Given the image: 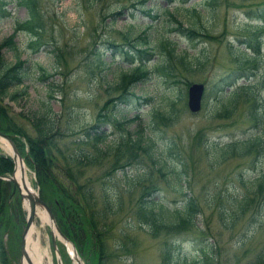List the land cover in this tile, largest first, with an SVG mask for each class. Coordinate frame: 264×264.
<instances>
[{"label": "rangeland", "instance_id": "obj_1", "mask_svg": "<svg viewBox=\"0 0 264 264\" xmlns=\"http://www.w3.org/2000/svg\"><path fill=\"white\" fill-rule=\"evenodd\" d=\"M131 1L36 0L37 23H41L42 31L38 42L27 46L32 32L26 29L13 32L14 21L24 19L27 9L16 0H10L7 5L10 16L0 21V42L14 33L12 40L22 51L20 58L31 65L34 80L25 82L29 83L25 94L17 95L16 100L4 97V103L11 112H24L29 116L31 111L43 109L42 101L50 104L54 113L50 133L55 132V145L48 155L57 167V180H64L66 184L68 174L64 169L71 168L78 183L88 186L93 201L90 210L95 213L103 209L104 192H111L118 198L116 213H109L106 220L110 232L105 237L104 253L109 257L103 258V264H167L169 258H174L176 264H193L196 260L193 261L191 255L205 246L212 248L214 257L205 259L200 254L204 263L261 264L264 204L260 196H254L247 185L242 184L241 178L253 180L260 172L264 173V153L259 155L254 145L244 154H230L222 159L208 142L250 139L251 133L264 129L259 119L256 122L250 117L252 104L241 93L243 84L255 83L256 92L261 95L257 105L264 112V87L259 79L261 65L252 62L250 57L248 63L242 60L245 51L254 53L248 36L256 34L255 24H264V0H147V5L155 1L159 5L156 17L151 20L138 10H134L135 17H131ZM193 7L198 14L192 12ZM167 9L173 15H168ZM126 20L144 24L145 28L139 33L143 34L144 30L150 43H157L162 35H168L178 44L173 50L175 54H169V61L160 69L155 65L162 57L160 53L145 60L146 75L131 86L137 96L125 104L119 98L125 91L113 89V86L122 70L140 61L133 62L122 52L115 53L106 42H124L122 32L127 26ZM192 22L195 24H190ZM191 27L196 31L188 33ZM260 37L257 46L260 52L256 55L259 60L264 59V32H260ZM10 46L8 42L0 48L9 63L14 56ZM183 50L188 54L187 59L190 56L193 62H199L192 66L184 64L177 58V53H184ZM253 67L257 75L251 74ZM193 82L204 86L198 111H190L186 103L187 86ZM229 90L237 91L235 106L225 111H230L228 114L218 115L217 99L226 96ZM34 121L38 124L36 119ZM22 124L30 134H36L37 125L31 120L22 119ZM138 129L146 134L148 141H153V150L159 156V163L164 165L162 173L141 148L133 150L128 157L114 147L105 146L99 150L82 142L102 134L107 137L104 140L102 136L103 144L110 145L119 141V135L135 137ZM77 140L76 145L74 141ZM77 146L90 152L87 163L71 161L70 154L78 150ZM98 146L103 147L102 144ZM16 149L23 158L31 188L53 216L57 207H53L51 199L47 200L44 195L35 164L26 162L28 148L23 152ZM0 154L12 159L10 148L7 150L2 139ZM139 172H145L147 179L140 180ZM3 190H6L5 195L9 193L3 196L9 220L1 229L0 247L7 264H22L21 236L29 211L12 183ZM235 196H247L245 207H237L239 200L231 198ZM157 197L172 207L186 204L189 198L188 201L196 205L191 223L176 224L172 228L157 226L151 231L149 220L145 218L146 208L152 207V200ZM48 219L43 222L35 213L29 225L33 224L39 240L49 249L51 264H58V261L75 264L61 234ZM52 219L57 225L54 216ZM96 230L102 232L104 229ZM54 232L61 237H54L55 250L51 244ZM73 237L83 264L93 261L99 264V259H94L92 254L98 241L86 235L80 244ZM88 241L91 242L87 245Z\"/></svg>", "mask_w": 264, "mask_h": 264}, {"label": "trees", "instance_id": "obj_2", "mask_svg": "<svg viewBox=\"0 0 264 264\" xmlns=\"http://www.w3.org/2000/svg\"><path fill=\"white\" fill-rule=\"evenodd\" d=\"M9 1L10 0H0V21L10 16V12L7 8ZM16 1L26 7L27 16L24 19H16L14 21L13 32L18 29L29 30L32 32V34L31 38L27 41V46L31 45L32 43H37L38 35L42 31V26L41 23H37V19H39V16L38 8L35 4L36 0ZM146 1L147 0H132L131 8L129 9L130 16L135 17L134 10H138L139 12L145 14L149 18V20L156 17V14L158 13V8L156 7H159V5L156 3L157 1L151 3L150 5H147ZM167 1L169 2L172 0ZM198 2L202 1L200 0ZM152 10H155V12L153 13ZM166 12L170 13L168 15H173L170 9H167ZM192 12H195L197 14L199 13L196 7H193ZM258 15L263 16V13H259ZM179 17H181V13L179 14ZM174 19L178 22L182 21L180 19ZM125 23L127 24V26L124 28L125 31L122 32L124 42L113 43L111 41L108 43L106 42V44H108L107 46L114 48L115 53L122 52L123 54H125V57L130 61H140V63L138 62L139 64L137 63L129 67L132 68L133 71L135 70L134 72H129V68L122 70L119 75L121 76L120 79L115 82V85L113 86V89H120L121 91H125V94L122 93V95H119V98H121V100L126 104V102L129 103L130 100L132 101L133 98L137 96L135 92L132 91L131 86L134 85L135 82H137L139 78L143 76V74L146 75L147 73V71L145 70V60L151 58V55L153 54L160 53L162 57L158 62L155 63L156 67L158 66V68L160 69L169 61V57H171L169 56V54H175L173 53V50L175 49V45L178 43L175 40H172V38H170L168 35H162L158 39L157 43H150L147 39V33L145 34L144 30L143 34L139 33L141 31L140 29L145 28L143 26L146 23L145 19L143 25H139L133 21L128 20H126ZM190 24L194 25L195 23L192 22ZM135 26H138V28H136ZM140 26L142 27L139 28ZM175 27L177 26L175 25ZM254 27L256 29V34L253 36L254 39L252 36H248L249 46L253 47L252 50L254 51V53H252L251 55L246 51H242V53H245V58H243L242 60L246 59L248 63V61H250L248 60L250 57L251 59L253 58L251 60L252 62L255 61L257 64L261 65V76L259 77V79H261L260 85H263L262 87H264V59L261 58L259 60V58H256V55L260 52V49H257V46L261 41L260 32H264V24L258 23L257 25L255 24ZM135 28L137 30H135ZM170 28L173 29V25H171ZM191 31L193 32L196 30L194 27L187 29L188 33H190ZM13 36L14 33L0 42V48L4 43L8 44L9 42L11 45L10 47L14 51V56L12 58L13 61L10 63L6 61L3 54L0 52V130L9 132L16 144V147L20 151L23 152L26 147L28 148L29 153H27V162H29V164H35L34 168L36 169V174H38L39 176V181L42 185L44 195H47V200L51 199L53 207H57V210L53 212V214L58 227L69 239L74 242L75 245L77 244V242L75 241L73 236H75L76 239L81 242L80 244L84 242L86 235L90 236L91 238L93 237L94 240H97V248H95L96 250H94L92 254L94 255V259H99V264H103V258L109 257V254L105 255L104 253L105 237L106 235L108 236L110 232L109 227L106 228V220L109 213H116V206L119 203L117 201L118 198L115 197V195H112L111 192H104L102 198L103 209L100 212L97 211L95 213V211L90 210L93 201L91 200V194H89L88 186L85 187L83 183H78L76 176L74 175V172L71 168H66V170L64 169V172L68 174L65 176L68 178L66 184L64 183V180H57V167L56 165H54L52 157L48 155V153L51 152L52 148H54L55 145L53 141L55 132L50 133V128L52 127L51 123L54 115L51 110L50 104L46 105L42 101L43 109L38 111L33 110L31 111V114L29 116L28 113L24 112H11L9 107L4 103V97H7L8 100H16L17 95L25 94L27 92L26 88L28 87L26 85H29V83H32L34 80V77L32 76L30 71L31 65L28 63H24V60L20 58L19 55L22 51H19V46L17 45V43L13 42ZM236 50H239V48H236ZM183 51L184 53H177V58H179V60L181 59L184 64L188 63L190 66H192V64H197L199 62V60L193 62L190 56L189 59H187L188 54L185 50ZM111 61H114L112 56ZM141 67H143V69L141 71H138L137 69H140ZM256 70L257 69L254 67L251 68V74L255 73L257 75ZM27 80L29 81V83H25ZM20 85H22L23 87H20ZM253 87L255 88V91ZM256 87L257 85L255 83L243 84L241 93L242 95L248 97L252 104V110L249 112L250 117L253 120L256 119V122L259 119L258 122H260L261 125L264 126V112L259 109V105H257V102L260 100L259 96L261 97V95L256 92ZM236 93V90H229L226 91V96L221 95L217 99L220 104L215 108L218 115L228 114L230 111H225L232 110L234 108L237 95ZM46 103H48V101ZM22 119L26 121L31 120L32 124L37 125L35 128L36 134L32 135L26 130V128L22 124ZM35 119L37 120L38 124L35 123ZM102 136L104 137V135L102 134L97 135L93 138V140H90L89 142L88 140H84L82 142L87 143L89 146H95L99 150L104 149L105 146L107 148L114 147L118 153L122 155L126 154L128 157L132 156V154L134 153L133 150L141 148L145 154L151 157L153 163L156 165L155 167L157 171H159L160 173L164 171V165L159 163V156L154 151L155 149L153 150V141L151 139L150 141H148L146 134L143 135L141 130L138 129L136 132V136L133 138H131V135L127 137L119 135V143L117 141H115L114 143L109 142L110 145L103 144V142L101 141ZM106 138L107 137H104V140ZM74 143L77 145V143L79 142L77 140L74 141ZM101 144L103 145L102 148L98 146ZM208 145L209 147L217 150L219 153V158L222 159L230 154H244L248 150L250 151L252 149V146L254 145L259 155H262L264 153V129L260 130L259 133H251L250 139L249 137H246L243 139L227 141L225 143L213 140L209 141ZM77 149V151L73 150L71 152L73 153L70 154L71 161L75 162L76 164H83V161L87 163V161L89 160L90 152L80 146H77ZM12 168H14V163L10 156L6 154H0V174L10 173ZM262 172L256 175L253 180L251 178H241V182L242 184L247 185V188H249V190L252 191L253 194H255L254 196H260L262 203L264 204V173ZM145 174V172H139V179H147ZM131 179L133 180V177ZM178 179L181 180V176L178 177ZM248 179L250 181H248ZM3 180L4 179L0 178V245L2 242L1 229L4 225H6V221L9 220L6 203L5 201H3V196L5 195V190H3V187L5 189V186L7 187V185L11 183H8L9 181L7 180L6 182L5 180ZM133 181H136V179L134 178ZM3 184L6 185L4 186ZM7 194L5 195V197L7 196ZM231 198L235 201L239 200L238 203L236 202V205L240 209L245 207L248 201L247 196H235ZM188 200L189 198L186 199V204H184L183 202L181 206L177 205L175 207L170 206L169 203L163 201L162 199H160V197H157L156 200H152L154 203L152 204V207L146 208L147 213L145 215L146 220H149L148 227L151 228V231L157 229V226L172 228L175 227L174 225L176 224L181 225L185 223H191V221L193 220V213L196 210V205L191 204ZM2 211L4 213H1ZM97 228H99L100 230H104L102 232H97L96 230L95 232V229ZM101 236L103 240H101ZM91 241H88L87 245ZM211 249H208L205 246L202 249L200 248V252L198 251V253L196 252L192 254V260H196V262H194L193 264H214L211 261L204 263V258L207 259V257H209L212 259L214 257L212 254L213 251H211ZM200 254L204 258L200 259ZM259 254L261 255L259 262H261V264H264V248L260 251ZM0 264H7L4 258L3 249L1 247ZM91 264H95L94 261ZM167 264H176L174 258H169L167 260ZM247 264L258 263L248 262Z\"/></svg>", "mask_w": 264, "mask_h": 264}, {"label": "water", "instance_id": "obj_3", "mask_svg": "<svg viewBox=\"0 0 264 264\" xmlns=\"http://www.w3.org/2000/svg\"><path fill=\"white\" fill-rule=\"evenodd\" d=\"M202 91H203V84L200 83V82H193V83H191L188 86V89H187V105H188V108L191 111H196V110L199 109ZM0 139L5 140L9 144V148H10V151H11L12 159H13V162H14V168L16 166L17 161H19L21 163L20 170H21V174H22L23 173V165H25V164H24L23 158L21 157V155L18 153V151L16 149V146H15V144L13 142V139L11 138V136L9 134L3 132L2 130H0ZM21 174H20V176H21ZM0 178L6 179L8 181H11L15 185V187L18 189V192H19L21 198L24 199L25 205L27 206L28 211H29V217H28L26 226L24 228V231L22 233V236H21V253L23 255H26V250H25V247H24L25 235L27 233V230L31 226L29 224L31 223V221L33 219V215L35 213H37L38 208H40V209L44 208L45 209L46 213L49 216L48 218L51 219V223H53L55 228L61 234L63 240L64 241H68V239L62 234V232H60V230L56 226L55 222L52 219L53 216L51 215L50 211L48 210L47 205L37 195V192H35L29 186H27V187L25 186L24 187L25 188L24 189L25 192H24V190L20 189V187L18 185V182L16 181V178L14 176V170L12 171L11 174H5V175L1 174ZM52 242L54 244V239L53 238H52ZM70 244L72 245V243H70ZM69 254L73 258V260L74 259L76 260V262L78 264L81 263L80 258L77 256V253L75 251L74 246L72 247V250L69 251ZM58 264H61L60 261H58Z\"/></svg>", "mask_w": 264, "mask_h": 264}, {"label": "bare ground", "instance_id": "obj_4", "mask_svg": "<svg viewBox=\"0 0 264 264\" xmlns=\"http://www.w3.org/2000/svg\"><path fill=\"white\" fill-rule=\"evenodd\" d=\"M5 146L7 148V150H9V146L8 144L4 141ZM4 147V146H3ZM20 153V152H19ZM21 154V153H20ZM27 162V160H26ZM20 166L21 163L19 161H17L16 166L14 169V176L16 178V181L18 182V185L20 187L21 190H24L25 186H30V182L29 179L27 178V175L25 173V165H23V173L21 174V170H20ZM28 173V172H27ZM21 174V176H20ZM22 177V178H21ZM5 180V179H4ZM6 182V181H5ZM1 184V183H0ZM4 185V184H3ZM6 185V184H5ZM4 185V186H5ZM6 187V186H5ZM7 189V188H6ZM3 191V190H2ZM6 191V190H5ZM25 192V190H24ZM14 194V193H13ZM12 196V195H11ZM7 199V198H6ZM9 201V200H8ZM9 203V202H8ZM13 204V203H12ZM37 215H39L41 217V220L44 222L49 221L45 211H42L40 209V211H37ZM54 216V215H53ZM38 223V222H37ZM36 228V227H35ZM34 226L33 224L29 227V229L27 230V233L25 235V240H24V247L26 250V255H23L22 257V264H46L45 263V259H46V255H49V249L44 246L41 241L39 240V234L37 236L36 231H34ZM55 231V229H53ZM39 231V230H38ZM56 232H54V234H52L54 237H59L61 238L59 235L55 236ZM67 246L69 248V250H71V246L69 243H67ZM49 260H48V264H51V259L50 256H48ZM75 264H77L76 262H74Z\"/></svg>", "mask_w": 264, "mask_h": 264}]
</instances>
